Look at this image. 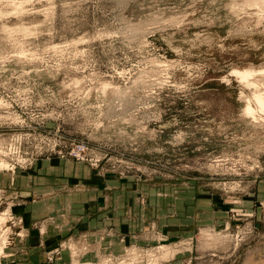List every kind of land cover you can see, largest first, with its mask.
Returning a JSON list of instances; mask_svg holds the SVG:
<instances>
[{
    "label": "rangeland",
    "instance_id": "obj_1",
    "mask_svg": "<svg viewBox=\"0 0 264 264\" xmlns=\"http://www.w3.org/2000/svg\"><path fill=\"white\" fill-rule=\"evenodd\" d=\"M249 2L0 0L1 264L41 244L25 236L45 219L23 215L51 196L52 159L115 178L127 204L129 236L83 262L90 243H70L71 264H264V115H243L232 72L264 67Z\"/></svg>",
    "mask_w": 264,
    "mask_h": 264
},
{
    "label": "crops",
    "instance_id": "obj_2",
    "mask_svg": "<svg viewBox=\"0 0 264 264\" xmlns=\"http://www.w3.org/2000/svg\"><path fill=\"white\" fill-rule=\"evenodd\" d=\"M42 165L44 177L39 180L43 182L40 188L51 196L37 201V207L28 208L23 216L27 218V226L45 219V232L25 236L28 242L41 243L39 248L30 246L25 264H71L75 255L69 249L70 243L85 242L92 246L80 257L82 262L111 255L115 243L129 236L127 204L118 197L115 178L97 176L99 171L91 174V167L69 160L52 159ZM58 175L60 181L56 180ZM29 189L33 191L34 187ZM58 192L66 196L63 200L67 202L55 199L53 193ZM58 243L66 245L55 251Z\"/></svg>",
    "mask_w": 264,
    "mask_h": 264
},
{
    "label": "bare ground",
    "instance_id": "obj_3",
    "mask_svg": "<svg viewBox=\"0 0 264 264\" xmlns=\"http://www.w3.org/2000/svg\"><path fill=\"white\" fill-rule=\"evenodd\" d=\"M236 7L238 9L242 8L244 11L251 10L252 14H255V17H257L255 21L256 25L262 22L261 19L264 17V0H250L246 8L240 7L239 5H237ZM156 62H158L159 64L165 63L164 60L163 61L156 60ZM232 72L239 78V81L244 83L246 87L252 88L251 95H250L251 98L246 99L247 98L246 96L245 99L247 100V102H246V105L242 109V113L245 117L251 118L252 121H255L258 116L264 115V67L262 68H249V67L244 68L243 67L242 69L234 68ZM259 75L262 78L257 79V76ZM2 165L3 167L6 166L4 162H2V164L0 163V166ZM4 219H5L4 214L1 213L0 214V228H1V224L3 223Z\"/></svg>",
    "mask_w": 264,
    "mask_h": 264
},
{
    "label": "built area",
    "instance_id": "obj_4",
    "mask_svg": "<svg viewBox=\"0 0 264 264\" xmlns=\"http://www.w3.org/2000/svg\"><path fill=\"white\" fill-rule=\"evenodd\" d=\"M88 149L85 145L80 144L76 145L71 153V156L76 159L77 161H88L90 162L91 159H89L87 155Z\"/></svg>",
    "mask_w": 264,
    "mask_h": 264
}]
</instances>
